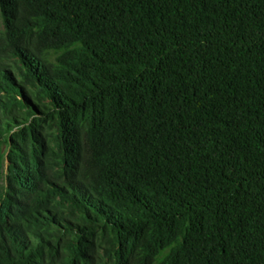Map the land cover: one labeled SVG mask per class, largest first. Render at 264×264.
Returning <instances> with one entry per match:
<instances>
[{
	"label": "trees",
	"instance_id": "trees-1",
	"mask_svg": "<svg viewBox=\"0 0 264 264\" xmlns=\"http://www.w3.org/2000/svg\"><path fill=\"white\" fill-rule=\"evenodd\" d=\"M0 264H264V0H0Z\"/></svg>",
	"mask_w": 264,
	"mask_h": 264
}]
</instances>
